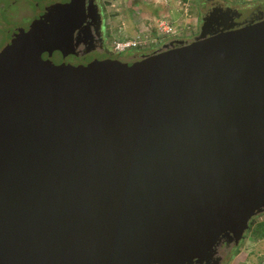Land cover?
Listing matches in <instances>:
<instances>
[{"label":"water","instance_id":"95a60500","mask_svg":"<svg viewBox=\"0 0 264 264\" xmlns=\"http://www.w3.org/2000/svg\"><path fill=\"white\" fill-rule=\"evenodd\" d=\"M32 1L0 25V264H221L264 213V20L72 62L84 0Z\"/></svg>","mask_w":264,"mask_h":264},{"label":"rangeland","instance_id":"374dc122","mask_svg":"<svg viewBox=\"0 0 264 264\" xmlns=\"http://www.w3.org/2000/svg\"><path fill=\"white\" fill-rule=\"evenodd\" d=\"M213 2L237 8L264 5V0H98L106 36L103 52L132 61L162 49L172 40L191 41L200 33L201 18ZM35 8L32 0H0V25L11 28L28 25L34 20ZM161 23L172 26L175 34H164L159 26ZM140 33L146 42L157 38L158 44H147L120 54L113 51V41L133 38ZM244 251L248 256H239ZM220 255L223 257L221 264H232L237 256L238 264H264V213L252 219V225L250 223L238 246L224 247Z\"/></svg>","mask_w":264,"mask_h":264},{"label":"flooded vegetation","instance_id":"af4514ba","mask_svg":"<svg viewBox=\"0 0 264 264\" xmlns=\"http://www.w3.org/2000/svg\"><path fill=\"white\" fill-rule=\"evenodd\" d=\"M94 3H96L99 12L102 14L98 4V0H84L83 17L85 16V20L83 19L79 27L75 30L72 37V41L77 54L67 55V60L75 62L78 59L83 58L84 56L91 53L105 54V52H103L106 44L104 21L102 18L101 27H98L99 19L94 12ZM238 12L239 14H237ZM208 17H213V19L217 20V24L215 26L219 28L218 30L220 31L224 29V27L222 26L224 22L222 18L224 17L226 19L228 18L227 22H225L226 24H237L234 28L243 27L264 20V5L262 6L261 4H258L255 7H251L250 5H244L240 8H237L230 5L213 2V4L207 9L205 14L202 16V24L204 22V19ZM224 247H232L227 246L226 238H223L221 244L218 246V253L216 257L221 256L220 249ZM228 253H230V250L228 251ZM222 260L223 257L221 259V262ZM204 264L206 263L204 262ZM210 264H212V261L210 262Z\"/></svg>","mask_w":264,"mask_h":264},{"label":"built area","instance_id":"2783aa9c","mask_svg":"<svg viewBox=\"0 0 264 264\" xmlns=\"http://www.w3.org/2000/svg\"><path fill=\"white\" fill-rule=\"evenodd\" d=\"M160 29L166 35H172V34H175L176 32L172 26H170L169 24H165V23L160 24ZM146 41L147 39L145 38V36L142 33H140L136 37H133V38L117 39L113 41L112 49L114 52L120 54L128 50H133V49L139 48L147 44L148 45L158 44L157 38H152V40L149 42H146Z\"/></svg>","mask_w":264,"mask_h":264},{"label":"crops","instance_id":"0c3cea01","mask_svg":"<svg viewBox=\"0 0 264 264\" xmlns=\"http://www.w3.org/2000/svg\"><path fill=\"white\" fill-rule=\"evenodd\" d=\"M159 26H160V24H159ZM242 254L248 256L249 253H248L247 251H244L243 253L239 254V256L242 255ZM244 258H245V257H244ZM239 261H240V259H239V257L237 256L236 259L232 262V264H238ZM240 264H241V263H240Z\"/></svg>","mask_w":264,"mask_h":264},{"label":"trees","instance_id":"16d2710c","mask_svg":"<svg viewBox=\"0 0 264 264\" xmlns=\"http://www.w3.org/2000/svg\"><path fill=\"white\" fill-rule=\"evenodd\" d=\"M251 225H252V221H251Z\"/></svg>","mask_w":264,"mask_h":264}]
</instances>
